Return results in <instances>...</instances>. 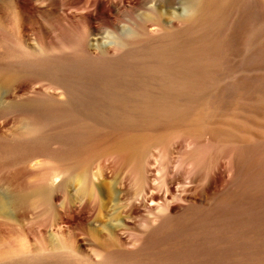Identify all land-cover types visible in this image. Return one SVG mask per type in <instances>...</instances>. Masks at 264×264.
<instances>
[{"label": "bare ground", "instance_id": "6f19581e", "mask_svg": "<svg viewBox=\"0 0 264 264\" xmlns=\"http://www.w3.org/2000/svg\"><path fill=\"white\" fill-rule=\"evenodd\" d=\"M15 2V19L22 8L33 19L32 27L19 20L20 37L34 30L36 43L23 47L22 60H0V88L10 90L4 104L26 114L14 139L33 143L48 134V158L63 170L41 166L20 189L3 180L14 217L51 213L55 224L95 225L105 251L129 264L186 252L207 264L209 255L225 256L227 244L240 245L253 263L259 203L264 208L251 183L264 144V129H254L264 120V0ZM3 36L13 44L10 33ZM29 67L57 72L65 83L47 82L46 90L34 83L28 96L17 97L24 89L19 68ZM209 78L215 90L196 92ZM5 139L8 149L14 139ZM105 258L94 253L93 264Z\"/></svg>", "mask_w": 264, "mask_h": 264}, {"label": "rangeland", "instance_id": "374dc122", "mask_svg": "<svg viewBox=\"0 0 264 264\" xmlns=\"http://www.w3.org/2000/svg\"><path fill=\"white\" fill-rule=\"evenodd\" d=\"M24 1H27L28 4L30 3V0H24ZM134 1L135 0H126L125 5L128 7ZM27 3H26V5H27ZM16 10H17V4H16L15 0H0V44H3L2 41L4 40L6 42V46H7L6 47L7 49H6L5 53H4L5 55L2 54L1 57L2 56L3 57L0 58V60H2L3 58L7 57L8 55H9L8 56L9 59L10 58H14V57L16 59H18V58L21 59V57H19V56H21L20 51L23 50V47H25V46L26 47H31L33 44L36 43V41H34L35 40V35L34 34L36 33L34 30H30L29 32L26 33L27 35H29V37H27V35L23 36V34L20 37V34H19L20 25H18L19 24V20H23L24 22H26L27 25L32 27L33 19L31 18V15L28 14L27 10H24L23 8H22V10L18 9V12L20 11L19 15H20L21 18L20 19H18V18L15 19L16 18V15H15V11ZM92 10L93 9L91 8L90 10H85V12L92 11ZM75 11H76V9H74V8L69 9V10H67V12H65V15H70V14H72ZM17 20H18V22H17ZM8 23H10V24H8ZM14 26H16L18 28L16 29V27H14ZM11 29H13V30H11ZM9 33L14 38L13 44L10 43V42H7L6 41L7 38H5L3 36V34H9ZM20 38L21 39L23 38V39L20 40ZM27 44H28V46H27ZM11 55H12V57H11ZM225 64H226V66H224ZM225 64L222 65V67L223 66L224 67L223 68L221 67V69L223 71L227 67V69L223 71V72H225L227 74L228 71L230 72L229 69H231V67L229 66L228 62H226ZM19 70H20L21 73L19 72ZM19 70L16 69L15 73L17 75L20 73L17 76V79H19L18 83H19V85H21L24 82L22 84V86L24 87L23 91L25 90L24 92L20 91L19 92L20 95L17 94L18 95L17 97L20 96V98L25 96V93L28 90V88H29V90H28L29 93H28V91H27V93L29 95L30 94V89L31 88H35L36 85L38 86V89L41 88V87L43 89H45V88L47 89L46 86H48L49 82H50L49 83L50 86H53V85L55 86V84H57V83H58V85H61V84L65 83V81L61 79V77L58 75L57 72H54V71H51V70H50V72L49 71L45 72L44 70L41 71V69H32L30 67L28 69H26L25 71H23V70L21 71L20 68H19ZM40 72H41V74H40ZM23 73H25V74H23ZM55 73H56V75H55ZM12 74H14V73H10V75H12ZM210 79H211V82H209ZM48 80H51V81H48ZM212 80H213L212 78H209V80L207 79L206 81H208V82H206V81L203 82V86H202V83H201L197 87L199 90H197V88L195 89L196 92L199 91L198 93L209 94V92L211 91L210 93H212L215 90L216 84H217V82L215 80H213V82H212ZM21 81H23V82H21ZM29 81H31V82H29ZM59 81H61L62 83L59 82ZM36 82H39V83H36ZM52 82H55V83H52ZM27 85H29V86H27ZM58 85L55 86V87H58ZM209 87L212 88V89L214 88L213 91ZM1 89H3V88H0V90ZM5 89H7V88H5ZM5 89H3V91H0V102L3 103L2 105L0 103V183L4 180L7 184L4 181L2 183L3 184L5 183L7 186L11 185V186L15 187L17 185L18 188H19V186L22 188V186L25 185L24 183H27L28 181H30V179H33V177H34L33 173H35L39 169V167H41V166L42 167H47V166H49V167L51 166L52 167L53 166L52 167V173H54V174H58L59 172H61L63 170V168H61L60 171H59V169L54 167V166H57V165H55L56 163H54L53 161H51L48 158V155L50 153V149H48L49 148L48 145L51 142V141H49V140H51V136H49L48 134H41L39 136V138H38L39 142H38V140H36L33 143H24V142H21V141L17 140L18 138L14 139V138L18 137V132L16 130H18V131L22 130L21 129L20 120H22L23 115L25 116L26 114H24L22 112L19 113L21 110H19V108L15 107V106L14 107L17 108L16 111H15V108L13 106L7 105V106H10V107L9 108L7 106L5 107V105H6V104H4V98L5 97L3 95H5L7 91L10 92V90H5ZM205 89H207V91ZM21 93H22V96H21ZM27 93H26V95H27ZM17 110H19L18 114H17ZM21 116H22V118H20ZM257 120H258V123L256 122L257 125L254 127V129H256L257 131H259L261 133V130L264 129V127H263L264 123L262 122L264 120L260 119L261 120L260 121L259 118ZM6 128H7V130H6ZM262 134L264 135L263 132H262ZM9 137H12L15 141L14 140H12V141L10 140L11 144L13 143L12 145L10 144L11 147L9 145L8 149L6 147L3 148L5 146L3 144V142L6 140L5 138H9ZM59 139H60V136H59ZM1 141H2V144H1ZM18 144H20V145H18ZM46 144H47V146H46ZM261 145H263V146H261ZM261 145H259L260 148H259V146L257 147L260 150H258V152H257L258 153L257 154V159L258 160H256V163L259 161L257 164H259L260 170H259V166H257V164L255 163L256 164V168H254V171H253L254 175L252 177L251 183H253L254 188L256 187L255 190L257 191V193L259 192L258 194L259 195L261 194L260 196L264 197V154H263L264 153V144H261ZM11 148H12V150H11ZM261 148H263V150ZM5 149H6V151H5ZM240 150L242 151L243 149L241 148ZM7 151H9V153ZM241 151L239 152V154H242L243 158L245 159V156H246L244 154L245 151L243 150L242 151L243 153ZM61 154H63V153L59 151V155L60 156H61ZM262 154H263V156H262ZM175 156H177V155L175 154ZM259 156H260V158H259ZM51 162L54 163V164H52ZM31 164H32V166H31ZM39 164H40V166H39ZM33 166H34L35 169L33 168ZM153 174H155V175H153V183L155 185H159V179H158L159 178V172L156 170V171H154ZM255 175L256 176L259 175V176L256 177ZM8 176L9 177L11 176L14 181L10 180L11 178H9ZM7 177L9 178L8 180H6ZM154 177H155V180H154ZM253 179L255 181H253ZM8 181L10 183H12L13 185L8 183ZM21 182H23L22 186H21ZM2 183L0 184V187H1ZM5 184L0 188L1 189L0 190V264H53V263L54 264H60V263L64 264V262L66 264H76V263L77 264H86L87 262H89L87 264H93L94 260H92V259L94 257V253L95 254H104V256L106 255V258L104 259L106 262L104 261L103 264H106V263L107 264H117V263L118 264H121V263L122 264L123 263L124 264H129L126 261L124 262L122 257H120L118 255V253H116V252L113 253V251H109V252L105 251L104 241H103V239L102 240L100 239L101 236H100L99 232L96 231V228H94L95 225L93 226V225H90L88 223H84L85 225L84 224L81 225L82 229L79 228L81 226H79V227L76 226L75 227V226H71L69 223H67V224L66 223H63V224H58L57 223L58 224L57 225V224H55L56 222L54 223V219H53V217H51V215H52L51 213H49L51 215H49L47 213L46 214L52 220L47 218L48 217L47 215L39 214V213H34L35 215H33L31 213V214H29V215H31V217L28 215L29 218L27 216L21 217V218H15L14 215L12 214V210L10 211V207L6 206V205L9 204L8 203L9 202V199H8L9 196H8V193H4V191L6 190L5 188H7L5 186ZM179 186L181 188H183V187H186L187 185L182 184V185H179ZM154 191H155V193H158V192H160V194L163 193L162 191H159V190H157V191L154 190ZM5 192H7V191H5ZM5 195H7V196H5ZM60 201L63 202L62 200H60ZM60 201L57 202V208L59 207L58 210L59 209L60 210L63 209L61 207L62 203ZM5 202H7L8 204H6ZM58 204H59V206H58ZM3 205H5V206H3ZM259 205H260L259 206V212L262 211V213L258 212L259 214L257 215V218L258 219L261 218V219L260 220L257 219V227H256V231H255V235H256V237H255L256 238L255 239V241H256V243H255V245H256V248H255V251H256L255 257H256V259H255V261H253V263H252V262H250V260L246 259V257H245L246 255H245L243 249L240 247V245L232 244L233 245V246L231 245L233 247L232 248L229 244H227V246H225L226 250L224 249L225 251L223 252V255L226 254L227 256L226 255L222 256L221 257L222 260H219L221 258H217V257L215 258V256H212L213 257L212 258V257H209V256H211V255H209L208 256V260L209 261L207 260L208 261L207 264H214V263L215 264H233V263L234 264H264V242H263L264 241V230H263L264 229V226H263L264 220H262V219H264V211H263L264 208L263 209L260 208V207L263 206V204L259 203ZM7 208L9 209V211H8ZM110 211H109L110 213H113L112 210H110ZM8 212H9V214H8ZM10 212H11L12 216H11ZM75 212H77V210H75ZM80 213H82V212H80ZM38 214H39V216L40 215H44V216H40L39 217ZM74 214H72L73 215L72 216L71 212H69L68 213V218L69 219L71 218V220H74V218H75ZM26 217H27V219H24ZM44 217L46 218V220H45ZM72 217H73V219H72ZM47 219H48V221L50 220L49 223H48V226H50V227L47 226V223H46V222H48ZM22 220H24V221H22ZM50 222H52V224H55V226H52V224L50 225ZM59 225H61L62 228ZM68 225H70L71 227H69ZM53 227H54V229H53ZM132 227H134V226H131L129 231L133 230L132 231V233H133L135 231V229L133 228L131 230ZM51 229H53V230H51ZM57 229H58V231H57ZM93 229H95V230H93ZM127 232H128V230H127ZM51 233H53V234H51ZM58 233H59V236H57ZM128 233L132 234L131 232H128ZM134 233H136V232H134ZM60 234L63 235V236L61 237ZM96 235H97V237H95ZM55 237L56 238L59 237V238L56 239ZM98 237L100 239L99 241H98ZM242 237H241V239H242ZM112 238L113 237L110 236V240L114 241V238L113 239ZM243 241L246 242L245 237H243ZM99 243H101V244H99ZM102 244H104V246ZM228 246L230 247V249H228L229 248ZM258 246H260V248L262 247L261 249H262L263 252H260L261 249ZM40 248L41 249H45L46 252L45 251H43L44 253L39 252L38 250ZM50 250L52 251L51 252L52 255L50 254ZM57 250H59V253H58ZM20 251L24 252L26 254V255L24 254L25 258H21L20 257L18 259V257L15 256V258L18 259L19 261L15 260L14 259V255H17V253L20 252ZM35 251H37V252H35ZM69 252H70V254H69ZM72 252H73L74 256H73ZM111 252H112V254H111ZM13 253H15V254H13ZM29 254L31 256V259H30ZM55 255L57 257H55ZM242 255H244V256H242ZM167 257L163 256L160 259H158V260L156 259V261H153V262L159 263V264H173V263L174 264H179V263L180 264H189V263L190 264H200L199 260H198V257H196V254L193 253V252H190V253L186 252V253H183V254H178L176 256H172V257L171 256L170 257L167 256ZM223 257H225V258H223ZM58 258H59V260H58ZM183 259H185V260H183ZM192 259H194V260H192ZM212 259H214V260H212ZM225 259H227L228 261L227 260L225 261ZM56 260H57V263H56ZM70 260L72 261V263H69ZM152 260H154V258H152ZM140 264H143V263H140Z\"/></svg>", "mask_w": 264, "mask_h": 264}]
</instances>
